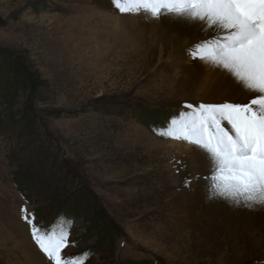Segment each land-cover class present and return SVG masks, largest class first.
<instances>
[{
    "label": "rangeland",
    "instance_id": "rangeland-1",
    "mask_svg": "<svg viewBox=\"0 0 264 264\" xmlns=\"http://www.w3.org/2000/svg\"><path fill=\"white\" fill-rule=\"evenodd\" d=\"M132 14L120 13L111 0H0V51L24 59L47 86L34 99L41 127L34 133L19 129L23 96L12 105V120L0 100V264H49L20 208L49 230L64 218L58 206L76 205L78 191L117 231L89 250L104 230L88 237L92 221L80 201L84 218L60 224L73 242L62 255L86 249L82 264H264L257 224L185 211L189 199L204 200L207 168L194 170L193 156L188 167L178 159L184 152L154 129L179 115L180 107L167 103L193 95L173 84L156 47L130 45L122 20ZM57 157L74 178L58 175ZM185 177H193L190 187Z\"/></svg>",
    "mask_w": 264,
    "mask_h": 264
},
{
    "label": "snow or ice",
    "instance_id": "snow-or-ice-1",
    "mask_svg": "<svg viewBox=\"0 0 264 264\" xmlns=\"http://www.w3.org/2000/svg\"><path fill=\"white\" fill-rule=\"evenodd\" d=\"M111 2L120 13L166 17L205 33L190 40L185 52L190 59L207 62L214 69L226 98L185 102L181 106L185 110L173 116L165 128L154 131L165 139L187 143L204 159L206 201L264 210V0ZM239 96L244 99H233ZM180 164L187 167L183 161ZM191 183L192 178L185 177V186ZM20 213L33 243L49 264H82L79 257L62 255L73 243L70 232L60 224L64 218L58 217L45 230L35 223V214L26 206H21Z\"/></svg>",
    "mask_w": 264,
    "mask_h": 264
},
{
    "label": "bare ground",
    "instance_id": "bare-ground-1",
    "mask_svg": "<svg viewBox=\"0 0 264 264\" xmlns=\"http://www.w3.org/2000/svg\"><path fill=\"white\" fill-rule=\"evenodd\" d=\"M134 14H136L135 18L130 17L122 20L130 37V45L138 49L146 46L150 48L156 47L161 57L164 54V61L168 62V69L174 73L175 83L173 84L180 87L181 91L190 90L193 95L191 97L189 93L184 92L186 94L184 98L173 100V102L167 103L168 105L180 107L179 109H181V106L185 102L191 101L195 104L201 101L220 102L226 98L227 93L221 92L223 83L220 77L214 73V69L207 62L190 59L185 52L190 40H198L205 33L166 17H147L143 12ZM128 34H124V36H128ZM207 35L209 38L211 37V33ZM218 92L220 93L219 95L217 94ZM233 99L242 100L244 97L239 96ZM169 145L184 152V157L178 159L186 160L188 167L190 164L189 157L193 156L194 170L198 171L207 168L204 159L197 152L193 151L192 147L187 146L188 148H186L179 141L175 142L174 140ZM195 155L196 157H194ZM201 196L204 199L203 201L198 200V197L188 198V203L184 204L186 206L185 211L188 214L191 215L197 210H202L211 218H221L223 221L231 222L234 225L246 224L254 227L257 224L254 228H259L264 234V210L258 209L255 210V213H252L250 209H236L223 202H208L205 199L206 194H202ZM178 201L183 204V199L182 201Z\"/></svg>",
    "mask_w": 264,
    "mask_h": 264
},
{
    "label": "trees",
    "instance_id": "trees-1",
    "mask_svg": "<svg viewBox=\"0 0 264 264\" xmlns=\"http://www.w3.org/2000/svg\"><path fill=\"white\" fill-rule=\"evenodd\" d=\"M46 82L42 79L40 74L33 70L30 66L26 64L24 59H19L17 55L11 53H4L0 51V100L8 107L9 115L7 118H14L17 115L11 111L12 105L19 96H23L24 103L23 108L18 114V125L21 132L34 133L36 130L40 129V124L37 118L34 117V99L39 98L41 92L45 89ZM51 160V159H50ZM56 172L58 175L65 177V179L74 178V173L67 170L64 163L58 160L52 161ZM74 198H76V205L68 204V210L64 209L63 204L59 205V213L66 220L73 219L78 221L82 216L84 218L85 210L80 209L77 205L80 201L87 202V211L90 213V219L92 221L91 225L88 226L87 234L88 237L90 233L95 229L104 230L103 236L100 241H97L94 247L98 248L103 241L109 240L114 234L117 233L115 229L107 227L106 219L104 218L102 212L97 208L91 206L90 199H86V196H81L80 191L73 193ZM91 210V211H90ZM59 215V216H60ZM90 221V220H89ZM105 221V224H104ZM86 234V235H87ZM84 240V236L82 241ZM88 250V249H87ZM88 251L86 249L80 254H84Z\"/></svg>",
    "mask_w": 264,
    "mask_h": 264
}]
</instances>
